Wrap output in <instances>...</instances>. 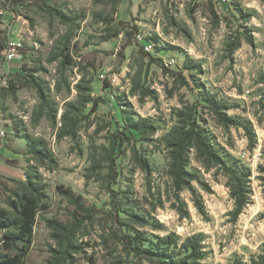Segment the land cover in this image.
<instances>
[{
    "label": "rangeland",
    "instance_id": "obj_1",
    "mask_svg": "<svg viewBox=\"0 0 264 264\" xmlns=\"http://www.w3.org/2000/svg\"><path fill=\"white\" fill-rule=\"evenodd\" d=\"M4 1L0 49L21 47L13 61L5 48L0 63V210L13 219V202L32 185L43 207L24 264H54L66 244L52 222L76 217L61 264H149L125 250L116 228L180 245L198 236L202 264L264 254V0H29L15 14ZM132 26L139 33L123 50ZM190 113L223 165L191 148L178 189L170 143ZM127 118L150 121L154 133L128 128ZM121 133L130 141L117 150ZM240 197L247 204L237 215Z\"/></svg>",
    "mask_w": 264,
    "mask_h": 264
},
{
    "label": "trees",
    "instance_id": "obj_2",
    "mask_svg": "<svg viewBox=\"0 0 264 264\" xmlns=\"http://www.w3.org/2000/svg\"><path fill=\"white\" fill-rule=\"evenodd\" d=\"M29 0H6L2 2L1 6L5 12L16 13V6H27ZM131 30L127 32L126 36L128 42L123 46V50L129 45H132L133 39L139 33L136 26H132ZM7 48L5 44H2L0 49V63L3 62V51ZM142 50V48H141ZM123 57L125 54L121 53ZM150 59V62L159 65L164 69L166 73H170L176 81L181 82L184 86H189L185 77L181 72L170 71L164 64L163 60L153 57L151 54L145 53ZM209 105L214 109L219 118L226 123H229V119L223 115L220 111L219 105L214 98H205ZM188 124V129L182 128L177 132L170 143V176L174 181L175 186L181 189L187 185V178L189 176L187 172L188 167V152L191 148L197 149L198 153L210 162L223 165L222 160L213 150L207 133L198 124L196 118L192 113L185 114ZM128 128L138 131L142 135H149L154 133L153 124L145 119L134 121L127 118ZM72 128L70 134L74 135L75 131ZM118 148L125 142L130 141V138L125 133H121L117 136ZM117 143V141H116ZM115 150V149H114ZM111 170L115 167L116 157L112 153L109 157ZM230 171V170H229ZM116 174V172H114ZM238 179V178H237ZM31 188V187H30ZM37 189L32 185V189L28 194H24L20 197L18 202H13V207L16 209V215L13 219L9 217L8 212L0 210V228L8 229L2 237L3 250L8 254H0V264H24L26 257L29 254L30 246L33 239L34 227L36 224L37 215L43 208L40 204V200L35 193ZM64 193L71 200V203L76 206V212H80L83 215L81 217L86 219H92V211L86 208L81 203V197L75 196L70 189L64 191ZM113 198L115 192H112ZM247 204V200L244 197L238 199L237 215L242 212ZM46 206H44L45 208ZM117 211H119L117 209ZM115 222L121 223L118 214L114 218ZM76 217L72 223H60L53 221V228L58 232V236L61 239V243L66 244V248L59 252L60 256L56 258L54 264H61L68 258V249L74 247L70 241V237L76 232L77 226L82 222ZM123 226V224H121ZM116 239L124 246L125 250L132 255L135 259L141 262H147L149 264H202L204 259V252L202 247V240L198 236L186 238L180 245L179 239L176 236L158 237L155 239L147 238L143 233H136L132 235L130 233H124L122 229L113 230ZM15 252V253H11ZM234 264H244L240 260H236ZM249 264H264V254L259 255L257 258H252Z\"/></svg>",
    "mask_w": 264,
    "mask_h": 264
},
{
    "label": "built area",
    "instance_id": "obj_3",
    "mask_svg": "<svg viewBox=\"0 0 264 264\" xmlns=\"http://www.w3.org/2000/svg\"><path fill=\"white\" fill-rule=\"evenodd\" d=\"M3 14L4 13L2 11H0V16ZM19 47H21V44L10 43L9 45H7V48L4 52L7 60L13 61V60H16L19 58V50H20ZM0 131L2 132L1 127H0Z\"/></svg>",
    "mask_w": 264,
    "mask_h": 264
},
{
    "label": "crops",
    "instance_id": "obj_4",
    "mask_svg": "<svg viewBox=\"0 0 264 264\" xmlns=\"http://www.w3.org/2000/svg\"><path fill=\"white\" fill-rule=\"evenodd\" d=\"M124 5L126 6V4H124ZM125 6H124V7H125Z\"/></svg>",
    "mask_w": 264,
    "mask_h": 264
}]
</instances>
